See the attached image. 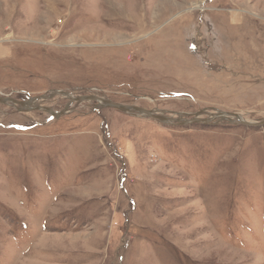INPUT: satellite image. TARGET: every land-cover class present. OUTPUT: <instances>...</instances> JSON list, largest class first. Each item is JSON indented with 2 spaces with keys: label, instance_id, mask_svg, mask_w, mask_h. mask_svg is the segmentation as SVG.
I'll return each instance as SVG.
<instances>
[{
  "label": "rangeland",
  "instance_id": "obj_1",
  "mask_svg": "<svg viewBox=\"0 0 264 264\" xmlns=\"http://www.w3.org/2000/svg\"><path fill=\"white\" fill-rule=\"evenodd\" d=\"M56 90L209 124L0 105V264H264V0H0V96Z\"/></svg>",
  "mask_w": 264,
  "mask_h": 264
},
{
  "label": "water",
  "instance_id": "obj_2",
  "mask_svg": "<svg viewBox=\"0 0 264 264\" xmlns=\"http://www.w3.org/2000/svg\"><path fill=\"white\" fill-rule=\"evenodd\" d=\"M56 94H62L63 96L68 98V101H69L67 103V105L65 106L64 110L61 112H55L52 109H49L47 107L38 106V105L37 106H31V104H33L35 101H38V100L46 101V100H49L50 98H52ZM83 100L97 101L99 104L98 108H110V109L117 110V111L124 113V114H129L131 116H135L133 113H137L139 115V117L158 120V121H160L166 125H171V124H173V125L174 124L188 125V124H195V123L209 124L208 119H203V118L199 117L201 115V113L196 114V115H194V117L189 118V119L181 117V116H179L177 118L165 117L162 115H156L155 112H153V111L145 110L142 108H137L136 106H133V105H121L118 103H114L110 100L104 99V98H99L97 96L83 97V98L75 99V98L70 97V95L64 91L63 92H54L50 96L49 95H42V96L30 99V100L25 101V102L18 101L16 99L11 98V97H0V103L1 104H8L9 102H12L14 104H17V105L24 107L25 112H28L32 109H33V111H37V110L44 111V112L51 115L49 120L59 119L61 116L65 115L67 113V108L70 106V104L73 101H83ZM231 117H233L235 119L227 118L229 125H240V126H246V127H258V126L264 125V120L259 122V123H251V122H247V121L241 119V117L238 116L237 114H231Z\"/></svg>",
  "mask_w": 264,
  "mask_h": 264
},
{
  "label": "flooded vegetation",
  "instance_id": "obj_3",
  "mask_svg": "<svg viewBox=\"0 0 264 264\" xmlns=\"http://www.w3.org/2000/svg\"><path fill=\"white\" fill-rule=\"evenodd\" d=\"M54 92H63L62 90H56V91H54ZM64 92H66V91H64ZM66 93H68V92H66ZM69 95H70V93H68ZM43 95H45V94H43ZM47 95V94H46ZM56 95H61V96H63L62 94H56ZM39 96H42V95H39ZM39 96H35V97H30L29 99H24V100H22V99H18V98H13V97H11V98H13V99H16V100H18V101H21V102H25V101H28V100H30V99H33V98H36V97H39ZM55 96V95H54ZM53 96V97H54ZM92 96H97V97H99V98H104V97H102V96H100L99 94H96V93H92V94H89V95H83V96H77V97H72V98H75V99H78V98H83V97H92ZM0 97H9V96H0ZM52 97V98H53ZM63 97H65V96H63ZM70 97H71V95H70ZM52 98H50L49 100H46V101H50ZM66 98V97H65ZM67 99V101H65V105L63 106V108L60 110V111H55V112H61V111H63L64 110V108H65V106L67 105V103L69 102L68 101V98H66ZM104 99H107V100H110V101H112V102H114V103H117V99L115 98V97H111V98H104ZM38 101H42V100H38ZM38 101H35L34 103H33V105L36 103V102H38ZM44 101V100H43ZM74 103H77V102H79V103H84V102H88V103H93L96 107H99L98 105V102L97 101H92V100H83V101H73ZM72 102V103H73ZM71 103V104H72ZM71 104H70V106H71ZM118 104H120V103H118ZM0 105H3V106H9L11 109H14V108H17V110L19 111V112H24L25 114H27V113H29V112H31V113H33V112H36V111H33V109L32 110H30V111H28V112H25V109H24V107H22V106H20V105H17V104H14V103H12V102H9L8 104H1L0 103ZM121 105H127V104H121ZM31 106H32V104H31ZM35 106V105H34ZM38 106H42V107H46V106H43V105H40V104H38ZM70 106L67 108V113L66 114H68L69 113V109H70ZM33 108V107H32ZM47 108H49V107H47ZM49 109H51V108H49ZM98 109V108H97ZM100 109V108H99ZM105 109V108H104ZM108 109V108H107ZM37 111H41V110H37ZM54 111V110H53ZM42 112H44V111H42ZM46 115H47V117L48 118H50V114H48V113H46V112H44ZM65 114V115H66ZM64 115V116H65ZM49 120V119H48Z\"/></svg>",
  "mask_w": 264,
  "mask_h": 264
},
{
  "label": "bare ground",
  "instance_id": "obj_4",
  "mask_svg": "<svg viewBox=\"0 0 264 264\" xmlns=\"http://www.w3.org/2000/svg\"><path fill=\"white\" fill-rule=\"evenodd\" d=\"M134 115H136V116H139L137 113H133ZM221 120V119H220Z\"/></svg>",
  "mask_w": 264,
  "mask_h": 264
}]
</instances>
